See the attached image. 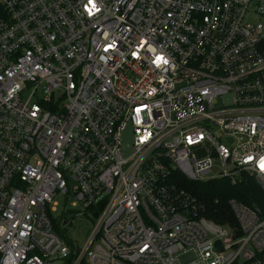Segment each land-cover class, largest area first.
<instances>
[{"label":"built area","instance_id":"1","mask_svg":"<svg viewBox=\"0 0 264 264\" xmlns=\"http://www.w3.org/2000/svg\"><path fill=\"white\" fill-rule=\"evenodd\" d=\"M177 176L264 192V0H0V264H264V213Z\"/></svg>","mask_w":264,"mask_h":264},{"label":"trees","instance_id":"2","mask_svg":"<svg viewBox=\"0 0 264 264\" xmlns=\"http://www.w3.org/2000/svg\"><path fill=\"white\" fill-rule=\"evenodd\" d=\"M176 182L181 189L204 205L202 215L217 223L235 224L230 200H236L264 213V192L260 185L250 177L231 182L227 178L188 181L177 176Z\"/></svg>","mask_w":264,"mask_h":264},{"label":"rangeland","instance_id":"3","mask_svg":"<svg viewBox=\"0 0 264 264\" xmlns=\"http://www.w3.org/2000/svg\"><path fill=\"white\" fill-rule=\"evenodd\" d=\"M259 20H261L260 17L253 12L247 14L243 19L244 23H254ZM54 200L57 202V206L56 210L51 212V219L56 232L60 234L69 246L80 248L89 233L92 218L88 214L78 215V212L82 209L78 204L73 205L71 198L57 195ZM63 220H67V222L62 224ZM50 264H59V262L54 261Z\"/></svg>","mask_w":264,"mask_h":264},{"label":"water","instance_id":"4","mask_svg":"<svg viewBox=\"0 0 264 264\" xmlns=\"http://www.w3.org/2000/svg\"><path fill=\"white\" fill-rule=\"evenodd\" d=\"M123 142L125 147V154L128 155L130 153V144H131V129L130 125L127 127V129L124 132L123 135ZM66 221H63V224H65Z\"/></svg>","mask_w":264,"mask_h":264}]
</instances>
